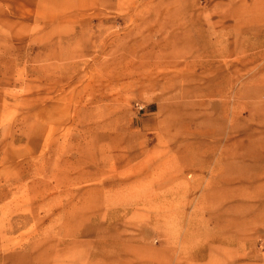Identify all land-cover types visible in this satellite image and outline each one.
<instances>
[{
    "label": "rangeland",
    "instance_id": "rangeland-1",
    "mask_svg": "<svg viewBox=\"0 0 264 264\" xmlns=\"http://www.w3.org/2000/svg\"><path fill=\"white\" fill-rule=\"evenodd\" d=\"M0 264H264V0H0Z\"/></svg>",
    "mask_w": 264,
    "mask_h": 264
},
{
    "label": "bare ground",
    "instance_id": "bare-ground-1",
    "mask_svg": "<svg viewBox=\"0 0 264 264\" xmlns=\"http://www.w3.org/2000/svg\"><path fill=\"white\" fill-rule=\"evenodd\" d=\"M141 186V185H140ZM139 187V186H138ZM135 188H137V187H135ZM174 191H172V189H169V190H167V191H164V192H162V193H156L158 196H159V194H160V196H163V197H166V196H168L169 195V197H170V195L173 193ZM173 197V196H172ZM170 199V198H169ZM171 200V202H168V201H166L165 203H163V201H165L164 199H163V201H162V204L160 205L159 204V209H161V210H163V211H165V213H166V215L167 214H169L170 215V212L173 210V207L175 206L174 205V203H175V200H176V198H171L170 199ZM108 201L110 202V200L108 199ZM161 201V200H160ZM177 202V201H176ZM179 204V203H178ZM107 207H110V206H107ZM107 209V208H106ZM157 213H159V212H157ZM162 213V212H161ZM108 214V213H107ZM106 214V215H107ZM164 214V213H163ZM183 214V213H182ZM159 216H163L162 214L161 215H159ZM170 217V216H169ZM171 218V217H170ZM190 218V217H189ZM183 220V215H179V214H176L175 216H174V218H173V223H176V224H179V223H181V221ZM161 221V220H160ZM172 223V222H171ZM203 223V222H202ZM167 224H169V221L167 222ZM175 224V225H176ZM198 223L197 222H195L194 220L192 221L191 219H189V221H187V225H186V236H185V239H184V243H185V251H189L190 252V250L192 249V246H194V239L195 238H198L200 235H201V233H202V231H201V229L200 228H198V227H196V226H198L197 225ZM167 226V225H166ZM170 227V226H169ZM204 243H207L206 241L204 242ZM208 245V244H207ZM209 246V245H208ZM207 246V247H208ZM198 247V246H197ZM194 251V250H193ZM199 251V250H198ZM186 252V253H187ZM197 252V251H196ZM196 252H194V256L196 257V259H200L201 257H202V255H201V252L200 253H197V254H195ZM158 257V256H157Z\"/></svg>",
    "mask_w": 264,
    "mask_h": 264
}]
</instances>
